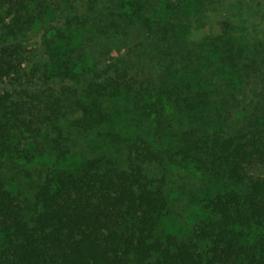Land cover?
<instances>
[{"label":"trees","instance_id":"trees-1","mask_svg":"<svg viewBox=\"0 0 264 264\" xmlns=\"http://www.w3.org/2000/svg\"><path fill=\"white\" fill-rule=\"evenodd\" d=\"M204 7L0 0V264H264V39L229 17L193 38ZM44 140L57 165L30 212L5 169ZM175 169L213 181L188 237L168 230Z\"/></svg>","mask_w":264,"mask_h":264},{"label":"rangeland","instance_id":"rangeland-1","mask_svg":"<svg viewBox=\"0 0 264 264\" xmlns=\"http://www.w3.org/2000/svg\"><path fill=\"white\" fill-rule=\"evenodd\" d=\"M205 7L194 13V17L198 23V27H194L192 37L202 36L212 31H216L219 27V21L229 17L235 23L245 25V28L253 34H258L264 39V0H203ZM49 21V19H48ZM43 29L41 25H36L33 29L23 35V40L29 45L31 55L41 57L43 55V47L41 44ZM5 88H10L7 83L0 82V92ZM239 97L243 95L239 94ZM78 143V151L91 154L93 152L103 151L105 143L95 142L92 147L87 144L83 134L75 137ZM87 140H89L87 138ZM43 142V141H42ZM44 140L43 148L44 156L36 157L32 162L26 163V160L20 161L21 165L17 169H5L6 183L11 189L21 194L28 210H34L33 193L37 185L42 181L45 174L54 169L57 165L53 154L50 152L48 145ZM25 159V158H23ZM176 170V169H175ZM249 173L253 175L264 176V166H255L249 168ZM208 177L195 169L175 171V179L172 178V206L173 214L169 221V231H172L178 237H188L192 234L196 221L203 218V210L196 204L194 198L191 197L190 190L201 187L206 183L212 188V183ZM170 224V223H169Z\"/></svg>","mask_w":264,"mask_h":264}]
</instances>
